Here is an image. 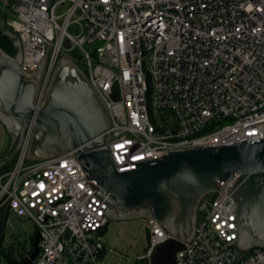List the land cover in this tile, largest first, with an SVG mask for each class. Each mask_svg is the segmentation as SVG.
I'll list each match as a JSON object with an SVG mask.
<instances>
[{
    "label": "built area",
    "instance_id": "built-area-1",
    "mask_svg": "<svg viewBox=\"0 0 264 264\" xmlns=\"http://www.w3.org/2000/svg\"><path fill=\"white\" fill-rule=\"evenodd\" d=\"M0 28L20 38L26 77L49 45L37 109L63 57L83 67L110 113L120 173L171 150L264 140V0H0ZM32 135L33 125L14 167L0 174L4 249L18 241L16 218L40 235L32 264H153L171 239L162 225L145 219L142 255H122L105 240L109 205L76 156L30 160ZM238 180L200 202L196 234L174 264H264V249L237 247L239 203L229 193Z\"/></svg>",
    "mask_w": 264,
    "mask_h": 264
},
{
    "label": "water",
    "instance_id": "water-1",
    "mask_svg": "<svg viewBox=\"0 0 264 264\" xmlns=\"http://www.w3.org/2000/svg\"><path fill=\"white\" fill-rule=\"evenodd\" d=\"M3 30L17 55L0 47V124L12 137L0 170L21 149L33 125L28 159L46 162L73 153L91 187L108 203L105 214L110 221L155 218L162 225L171 239L157 249L153 264H174L175 254L196 234L200 202L239 175L229 193L239 203L238 250L264 249V140L171 150L162 159L140 162L137 169L120 173L109 147L110 113L84 72L63 57L46 102L37 109L34 101L49 45L39 70L26 77L21 40ZM39 240L37 234L35 251L22 264L34 262Z\"/></svg>",
    "mask_w": 264,
    "mask_h": 264
},
{
    "label": "rangeland",
    "instance_id": "rangeland-1",
    "mask_svg": "<svg viewBox=\"0 0 264 264\" xmlns=\"http://www.w3.org/2000/svg\"><path fill=\"white\" fill-rule=\"evenodd\" d=\"M80 68L82 69L83 67ZM227 123L228 122H225L224 124ZM2 127L3 126L0 124V146L2 145L0 147V155L3 153L1 150L6 149L9 143L8 134L5 132L6 130L4 127L3 132ZM11 143L12 137L10 138V144ZM14 223L16 225L18 235V241H16L15 245L25 247V249L29 248L31 246L30 235L35 232V226L29 221H25L20 225L18 219L16 218H14ZM8 235H10V233L6 234V237ZM105 240L108 244H110V246L121 252L122 255L136 258L137 256L142 255L146 244L145 221L137 220L126 223L110 221L108 231L105 235ZM116 259L118 261V257ZM1 262L3 264H9L5 256H3ZM141 263V261L137 262V264Z\"/></svg>",
    "mask_w": 264,
    "mask_h": 264
},
{
    "label": "trees",
    "instance_id": "trees-1",
    "mask_svg": "<svg viewBox=\"0 0 264 264\" xmlns=\"http://www.w3.org/2000/svg\"><path fill=\"white\" fill-rule=\"evenodd\" d=\"M0 47L12 57L17 55V49L15 48L13 41L4 35V30L1 28H0ZM9 147L1 155L0 159L6 154ZM16 161H17V154L0 170V174L10 171L14 167ZM7 214L8 213L6 212V210H0V253L6 257L7 262L9 264H22L24 262L23 260H25V259H22L23 251L25 250V247H22V246L16 247L15 243H13L9 246V248L4 249V242L6 238V220L8 217ZM107 231L108 229L106 230V233ZM36 235H37V231H35L32 235H30V240H31V246H30L31 252L30 253L31 254L35 250L34 241H35ZM17 254H18V257L21 256L22 261L20 262L17 261L18 259Z\"/></svg>",
    "mask_w": 264,
    "mask_h": 264
},
{
    "label": "crops",
    "instance_id": "crops-1",
    "mask_svg": "<svg viewBox=\"0 0 264 264\" xmlns=\"http://www.w3.org/2000/svg\"><path fill=\"white\" fill-rule=\"evenodd\" d=\"M2 130H3V132H4V129H3V127H2ZM5 132L7 133V131H5ZM7 134H8V133H7ZM10 138H11V135H10V134H8V141H9V143H8V146H7V148H8V147L11 145V144H10ZM1 146H2V145H1ZM1 146H0V147H1ZM7 148H6V149H7ZM6 149H4V150H1V151H3V153H4V152L6 151ZM3 153H2V154H3ZM2 154H1V155H2ZM1 155H0V157H1Z\"/></svg>",
    "mask_w": 264,
    "mask_h": 264
},
{
    "label": "bare ground",
    "instance_id": "bare-ground-1",
    "mask_svg": "<svg viewBox=\"0 0 264 264\" xmlns=\"http://www.w3.org/2000/svg\"><path fill=\"white\" fill-rule=\"evenodd\" d=\"M8 215V214H7ZM21 247V246H20ZM16 251V250H15Z\"/></svg>",
    "mask_w": 264,
    "mask_h": 264
}]
</instances>
